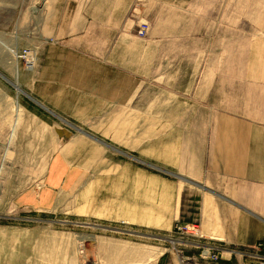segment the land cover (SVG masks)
Listing matches in <instances>:
<instances>
[{
  "label": "rangeland",
  "instance_id": "obj_1",
  "mask_svg": "<svg viewBox=\"0 0 264 264\" xmlns=\"http://www.w3.org/2000/svg\"><path fill=\"white\" fill-rule=\"evenodd\" d=\"M131 15L139 22L128 39L65 49L71 55L59 49L36 62L81 65L77 80L119 83L127 93L122 103L75 102L66 111L43 103L50 89L39 77L49 72H35L32 47L0 40V264H95L83 262L97 255L99 234L87 211L194 207V186L177 166L178 135L208 128L210 120L179 116L208 117L210 81L222 79L225 67L233 80L256 77L249 69L264 64V0H135ZM178 223L159 239L180 255L205 244L202 259L211 263L224 251L259 263L253 246L229 248L207 238L200 244Z\"/></svg>",
  "mask_w": 264,
  "mask_h": 264
},
{
  "label": "crops",
  "instance_id": "obj_2",
  "mask_svg": "<svg viewBox=\"0 0 264 264\" xmlns=\"http://www.w3.org/2000/svg\"><path fill=\"white\" fill-rule=\"evenodd\" d=\"M134 3L135 0H0V40H5L7 47H12L13 40L26 41L32 47L35 72H49L44 79L39 77L46 84L42 87L50 89L49 97L41 96L43 103L55 104L60 111L75 102L122 103L127 93L119 83L98 85L96 81L77 80L73 72L81 71V65L36 62L38 56H55L59 49L63 55H71L95 48L96 41L104 45L107 40L130 38V25L139 22L138 15L131 17ZM68 48L74 51H66ZM222 71L226 75L220 80L211 79L209 84L208 117L195 113L179 116L210 120L208 128L194 126L184 129L183 134L179 130L178 135L177 166L194 186L193 195L189 194L195 200L194 207L191 211L172 212L152 211V207L148 211H87L97 218L99 234L92 244L97 255L83 257V262L252 264L227 251L219 263L202 259V242L206 238L209 244L229 248L264 244V64L249 69L252 77L256 76L253 79L233 80L228 67ZM81 117L85 116L70 118ZM67 158L73 160V154ZM63 170L57 167L55 171ZM177 222L194 227L198 232L194 239L203 246L185 247L180 255L168 241L159 239L169 235ZM138 236L144 240L139 242Z\"/></svg>",
  "mask_w": 264,
  "mask_h": 264
},
{
  "label": "built area",
  "instance_id": "obj_3",
  "mask_svg": "<svg viewBox=\"0 0 264 264\" xmlns=\"http://www.w3.org/2000/svg\"><path fill=\"white\" fill-rule=\"evenodd\" d=\"M147 29H148L147 25L141 27L139 30V34L145 35L147 33ZM193 229H194V227L184 226V225H180V224L177 225V230L179 232L183 231L184 235H186V236L197 235L198 232L194 231ZM183 242H188V240L183 241ZM252 249H254L256 251V254H254V255L256 257V260H258L259 264H264V244L262 242H260V243L256 244L255 246H253ZM231 252H235V250H232ZM206 253H208L209 255H213L211 252L206 251V249H205L204 254L206 257H208Z\"/></svg>",
  "mask_w": 264,
  "mask_h": 264
}]
</instances>
